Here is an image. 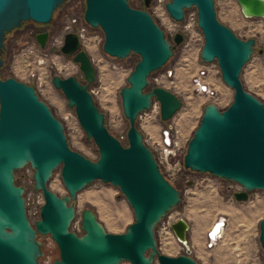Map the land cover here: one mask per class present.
Masks as SVG:
<instances>
[{
	"label": "water",
	"instance_id": "1",
	"mask_svg": "<svg viewBox=\"0 0 264 264\" xmlns=\"http://www.w3.org/2000/svg\"><path fill=\"white\" fill-rule=\"evenodd\" d=\"M64 1L0 0V66L5 33L24 21L49 22ZM235 1L244 18L260 19L264 25V0ZM190 8L196 10L202 35L198 57L205 64L214 62L232 96L223 108L212 102L203 105L186 143L183 167L234 182L240 187L231 192L237 202L246 201L251 191L264 195V104L240 80L255 39H241L221 23L213 0H168L164 4L174 21H181L183 11ZM82 18L102 32L103 53L115 59L137 56L126 84L118 91L126 144L103 124L104 114L89 91L95 68L74 32L63 35L59 51L76 63L83 80L52 74L50 84L73 110L84 138L94 143L95 160L68 146L62 122L33 86L13 77L0 78V264H38L37 234H48L55 242L57 257L52 264H199L190 255L189 225L181 217L170 223L169 230L184 251L170 256L157 249L155 226L179 204L180 194L160 172L137 127L138 115L152 101L158 103L162 122L181 106L170 90L158 85L149 88L148 78L166 64L174 47L181 44L182 34L175 32L169 39L147 11L130 6L128 0H84ZM34 37L43 48L47 33L37 32ZM25 165L32 169L33 190L43 197L33 223L25 213L24 187L13 176ZM56 168L66 192L63 196L48 187ZM94 180L117 187L130 207L133 219L123 232L106 231L90 207L80 212V233L70 230L75 217L71 201ZM257 240L264 255V219L258 222Z\"/></svg>",
	"mask_w": 264,
	"mask_h": 264
},
{
	"label": "rangeland",
	"instance_id": "2",
	"mask_svg": "<svg viewBox=\"0 0 264 264\" xmlns=\"http://www.w3.org/2000/svg\"><path fill=\"white\" fill-rule=\"evenodd\" d=\"M128 3L132 7H138L141 5V0H128ZM213 4L217 19L230 28L236 36L241 39L249 37L255 39L253 52L242 67L240 80L243 88L259 98L264 104V25L262 21L260 19L244 18L239 12L235 0H213ZM155 7L156 0H154L149 12L165 35L171 39L169 31L162 24L161 17ZM83 11L84 0H65L60 7L54 10L49 22L36 23L28 20L22 22L19 27L5 33L4 48L1 52L0 78L13 77L18 81L34 86L36 77L39 75L45 81L48 93L41 92L43 87L40 89L41 91L36 92L39 98L47 103L54 116L62 122L68 146L86 158L95 160L97 150L94 143L90 139L86 140L84 138L79 126L76 128V132L71 129L63 115H65L66 110L72 112L73 110L66 106L60 91L54 89L50 84L52 74H57L60 77L72 75L79 80H83L77 65L74 69L69 63L72 60L61 54L59 48L54 45L63 27L69 21L73 23V29L87 25L82 18ZM43 31L49 32V39L45 46L40 48L34 40V35ZM88 32L97 37L96 43H93V46L90 47L92 52L81 45L95 68V81L89 86V90L95 104L104 114L103 124L105 128L121 144L125 145L126 120L121 113L118 91L126 84L125 77L137 60V56L130 54L124 59L110 57L101 50L103 35L100 29L90 27ZM199 48L200 46L188 50V47H185L182 43L175 46L173 54L166 64L153 72L148 78L149 88L155 85L162 86L173 92L181 100L180 108L165 122L160 121L159 113L150 115V109L138 115L137 127L149 149L150 144L147 135L156 136L160 126L169 124L170 121L176 123L180 138L188 141L199 121L203 105L208 101L202 95L192 91L189 85V76L193 72L191 64L196 62L197 65H200L202 63L198 57ZM186 62L191 63L189 68L183 66ZM73 69L74 71L71 72ZM167 70L172 72L170 77L162 79L160 82L155 81L160 74H164ZM211 82L217 90L219 100L222 102L219 108L225 107L231 100L232 91L222 83L218 69L211 76ZM152 104L158 106L156 101H152ZM174 162V159L170 160L168 165L172 167L169 168L164 164H157L162 175L179 190L180 202L160 220L154 229L158 251L170 256L180 254L184 249L183 251L178 249L180 244L175 240L170 230H164L163 226L179 217L185 218L189 224V232H187L189 237L190 233L197 231L206 216L209 205L215 204V207L222 210L224 204L229 199H233L231 192L237 190L238 187L234 182L216 178L208 173L190 171L184 168L182 164L179 166L174 165ZM13 176L15 183L24 187L25 213L28 220L33 223L38 218V208L41 203L39 193L33 190L32 169L25 165L14 171ZM48 187L59 196L66 194L60 181L59 168L53 170L48 180ZM229 190L231 191L230 194ZM257 193L264 197L260 191H251L249 195L254 197ZM71 203L75 208V217L69 228L76 233H80V212L85 207H90L105 230L111 233L123 232L133 219L132 211L118 188L100 180H94L82 188L77 192ZM257 211L258 214L262 215L261 219H264V204L262 208L257 207ZM257 216L254 217L250 227L247 228L248 233H251L254 237L256 248L254 250L252 248L248 254L233 256L227 262L222 260L215 264H264V255L257 241V226L254 223ZM41 242H43V248H45L44 238H41ZM53 256L56 258L57 254L54 252ZM196 261L200 262V260ZM120 264L127 263L123 261Z\"/></svg>",
	"mask_w": 264,
	"mask_h": 264
},
{
	"label": "built area",
	"instance_id": "3",
	"mask_svg": "<svg viewBox=\"0 0 264 264\" xmlns=\"http://www.w3.org/2000/svg\"><path fill=\"white\" fill-rule=\"evenodd\" d=\"M167 1L168 0H156L155 8L159 16L161 17L160 20L162 24L165 25L166 29L169 31L170 36L172 37L175 32H180L183 37L181 43L185 47H188V50L195 49L198 48V46H201L202 35L200 33L199 28L196 25V10L194 8L186 9L183 11L182 20L174 21L168 16V14L164 9V4ZM72 25L73 23L69 21L63 27L62 31L59 34L58 39L55 40L54 45H56L57 48H60L62 44L63 35L66 32L72 31L76 34L80 45L87 47L86 49L92 52L90 50V47H92L93 43H95L93 42V39L96 38V35L89 34L88 29L90 27H88L87 25L79 26L75 29H73ZM69 63L70 65H72L74 69H76V63H74L73 61H70ZM74 69L71 70V72H73ZM215 72H217V67L215 64L201 63L189 76V85L192 91L202 95L206 99V101L212 102L218 107L220 106L221 101L218 98L217 90L215 89V87L211 82V76L214 75ZM171 75H172L171 70H167L164 74H160V76L156 78L155 81L160 82L162 79L168 78ZM44 86H45V81L38 75L36 77V82L33 88L36 91H41L40 89ZM149 109L148 110L150 111L149 112L150 115L158 113L157 112L158 106L153 105L152 102ZM64 113L65 116L63 115V118L66 120V122H68V124L71 123V125L69 124L70 127L72 126V128H78L79 125L77 123L74 113L70 110H66ZM179 135L180 134L177 125L172 121H170L169 124L160 126L158 130V134L156 136H153L151 134L147 135L149 137L148 142L150 144L149 145L150 150L152 149L151 152L153 154V157L155 158L156 163L164 164L166 165L167 168H169L172 166L168 165V163L170 162L171 159H174L175 160L174 165L179 166L182 164L183 166L182 158L185 152L187 139L184 141L180 138ZM32 184H33V180H32ZM239 189L240 187L238 186L237 190ZM37 192L39 193L40 203L42 204L43 197L41 195V192L40 191ZM169 225L170 222H167L166 225L163 226V229L168 230ZM223 227H224V218L221 217L217 221H215L212 225L209 226V228L205 231L204 234L203 245L205 249H211L219 242L223 231ZM41 238H44L45 248H43V242H41ZM36 240L39 242L40 250H41V255L38 258V264H52V261L55 258V256H53V253L55 252V254H57V248L55 242L48 234H44V235L37 234ZM178 249L183 251L184 248L182 245H179ZM126 263L129 264L128 262Z\"/></svg>",
	"mask_w": 264,
	"mask_h": 264
},
{
	"label": "crops",
	"instance_id": "4",
	"mask_svg": "<svg viewBox=\"0 0 264 264\" xmlns=\"http://www.w3.org/2000/svg\"><path fill=\"white\" fill-rule=\"evenodd\" d=\"M195 63L191 64L190 62H186L183 66L189 68L191 64L194 71L198 66L197 63ZM192 73H190V75ZM41 92L45 94L48 93L47 86H44ZM230 190L228 191L229 194L231 192ZM263 204L264 197L257 193L254 197H250L248 194L246 201L237 202L234 199H229V201L224 204L222 210L215 207V204L209 205L206 216L202 220L197 231L190 233L188 237V245L192 257L195 260H200L199 264H215L222 260L227 262V260L233 256L248 254L252 248L254 250V248H256L254 237L251 233H248L247 228L250 227V223H252L254 217L258 215L254 221L255 226H257L258 235V222L262 220V215L257 213V207L262 208ZM220 217L224 218L221 238L213 248L205 249L203 245L205 231ZM183 219L186 221L185 218ZM234 251L237 252L235 253Z\"/></svg>",
	"mask_w": 264,
	"mask_h": 264
},
{
	"label": "flooded vegetation",
	"instance_id": "5",
	"mask_svg": "<svg viewBox=\"0 0 264 264\" xmlns=\"http://www.w3.org/2000/svg\"><path fill=\"white\" fill-rule=\"evenodd\" d=\"M153 4H154V0H141V5L140 6H138V7H134V8H137V9H141V10H145V11H147L149 14H150V12H149V9L153 6ZM151 15V14H150ZM151 17H152V15H151ZM153 18V17H152ZM154 20V19H153ZM155 21V20H154ZM60 29L58 28V31H59ZM43 32H46L47 33V38H46V43H47V41H48V39H49V32H47V31H43ZM167 36V35H166ZM34 40H35V37H34ZM35 42H36V40H35ZM37 43V42H36ZM45 43V44H46ZM37 45H38V43H37ZM39 46V45H38Z\"/></svg>",
	"mask_w": 264,
	"mask_h": 264
},
{
	"label": "bare ground",
	"instance_id": "6",
	"mask_svg": "<svg viewBox=\"0 0 264 264\" xmlns=\"http://www.w3.org/2000/svg\"><path fill=\"white\" fill-rule=\"evenodd\" d=\"M96 40H97V37L93 39V42L96 43ZM64 114H65V113H64ZM64 116H65V115H64ZM69 124L71 125V123H69ZM71 128H72V126H71ZM72 129H73V131H75V132H76V130H77L76 128H72Z\"/></svg>",
	"mask_w": 264,
	"mask_h": 264
}]
</instances>
